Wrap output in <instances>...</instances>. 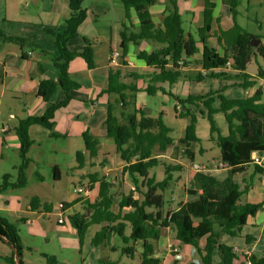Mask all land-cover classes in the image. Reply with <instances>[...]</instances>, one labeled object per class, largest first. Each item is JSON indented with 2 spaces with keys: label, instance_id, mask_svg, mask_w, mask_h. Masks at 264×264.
Instances as JSON below:
<instances>
[{
  "label": "trees",
  "instance_id": "obj_1",
  "mask_svg": "<svg viewBox=\"0 0 264 264\" xmlns=\"http://www.w3.org/2000/svg\"><path fill=\"white\" fill-rule=\"evenodd\" d=\"M67 1L70 15L64 30L60 34L48 31L58 49V55L51 60L59 70L58 79L56 82L41 80L37 93L38 97L49 102L59 86L65 98L56 104L49 102L48 110L41 116H26L19 120L14 131L20 142L19 154L23 163L20 167V186L13 185V188L25 185L24 171L32 146L29 128L39 125L49 130L51 137H63L54 132L55 116L69 105L73 99L71 92L77 88V83L69 77V64L80 56L90 69L94 68L91 46H86L81 53L68 50L67 43L76 37L86 19V10L83 6L85 0ZM119 1L123 4L125 19L129 21V24L123 23L120 31L119 50L124 63L109 68L108 86L101 95L108 98L115 96L113 101L108 99L104 127L106 137L114 142L116 153L126 166L116 191L113 190L115 185L108 178L101 177L100 173L88 176V188L96 194L93 198L79 197L65 203L66 210H74L68 216L70 225L81 245L89 237L90 230L98 226L99 230L91 238L92 247L109 246L111 251L128 259L138 256L140 264H162L156 252L165 229L171 230L180 243L192 246L202 264H213L215 248L219 251L220 264H234L237 258L233 249L221 245L219 239L223 233L234 234L240 230L250 216H255L263 208L262 203L242 204L241 199L253 187V175H264V170L253 160L254 153H264V91L259 88L251 97L229 99L223 95L224 89H217L205 95L189 94L182 98L172 93V87L180 80L188 79L194 84L218 80L220 83L234 82L244 91L253 89L259 81H264V45L252 46L253 39H260L237 23V8L242 0H220L221 10L217 18L213 13L219 0H203V25L196 36L184 27L179 0H167L160 24L154 21L151 11L159 0ZM133 13L137 25L133 23ZM226 17H230L233 23L225 30L221 21ZM215 23L218 29L213 31ZM0 37L22 45L25 43L23 39L8 37L1 31ZM144 43L149 44L152 51L140 49ZM131 45L137 49V60L145 64L144 70L126 68L128 63L125 59ZM228 62H231L230 67ZM252 63L256 65L255 74L249 72ZM191 67L199 70L190 71ZM38 71L41 74L44 72L41 66ZM139 93L171 95L176 101V117L189 119L184 136L179 140L173 137V129L165 122L164 113L153 117L138 107ZM191 106L209 121V141L220 150V160L227 166L226 177L221 180L211 173H192L191 180L183 185L185 201L176 209H165L170 202L165 200L163 193L174 182L173 173L182 172L183 166L162 162L159 156L178 142L185 147L184 153L189 161L194 162L196 154L192 145L202 143L196 131L198 115ZM217 114L224 115L229 131L227 136H223L216 126L214 116ZM82 138L85 154L83 151L76 154L79 169L84 167L86 158L99 156L100 138L89 131L83 133ZM158 166L164 167L162 181H157L155 175L150 176ZM250 170L253 175H249ZM53 172L54 181L60 180V169L55 166ZM126 175L134 187L128 192L123 187ZM3 189L0 187V191ZM157 191L162 194L157 195ZM135 194L139 196L135 197ZM30 207L32 211L43 209L46 213H51L53 208L41 204L37 197L30 201ZM204 239L206 244L201 249L199 243ZM0 242L14 246L21 264H24L19 231L2 218ZM47 259L49 264H57L53 258ZM6 262L16 264L14 257L7 258ZM251 263L264 264V259H254Z\"/></svg>",
  "mask_w": 264,
  "mask_h": 264
},
{
  "label": "crops",
  "instance_id": "obj_2",
  "mask_svg": "<svg viewBox=\"0 0 264 264\" xmlns=\"http://www.w3.org/2000/svg\"><path fill=\"white\" fill-rule=\"evenodd\" d=\"M159 1L161 2V0ZM162 1L166 2V0ZM195 1L192 0L188 5V3H186L188 1L179 0V5L181 7V14L186 12L192 15V21L189 19H187V21L195 25V30H188L187 32L196 36L199 28L203 25L204 1L202 2L201 10H199L197 14L195 13V8L197 7V4L195 5L194 3ZM164 2H162V5L157 9L154 8L151 10L154 21L156 19L155 12H161L160 19L158 20L159 22L157 23L155 21L157 24L162 23L164 19L166 10ZM198 2H200V0H198ZM83 6L86 10V19L79 27L76 37L67 43V47L70 52L81 53L86 46H91L93 50L94 68L90 69L85 60L80 56H77L69 64V77L72 81L77 83V88L71 92L73 99L69 105L56 113L54 132L64 138L68 136L82 138L83 133L89 131L92 135L100 138V147L103 140L108 139L104 127V122L107 117L108 99L112 101L115 99V96L108 98L106 95H101L108 86L109 67L107 66L106 58L111 49L119 50L121 27L123 23L129 24V21L125 19L124 7L119 0H85ZM220 10L221 1L219 0L217 1V7L213 13L214 18L218 17ZM69 15L70 8L67 0H0V31L8 37L19 38L25 41L22 45L2 39V43L0 44V98L11 99L14 103H20V105L23 106L22 112L24 113V115H20L15 107L14 109L10 107L6 109L4 113L6 118L2 121L0 120V157H2L5 149H9L10 147L15 149L20 148L19 139L14 131L20 119L26 116H41L48 110L50 103L56 104L65 98V93L59 86L53 91L50 97V103L38 97L37 93L41 80L50 79L56 82L58 79L59 70L55 68L51 62L53 56L58 55V49L54 46V38L48 31H52L55 34L62 33ZM132 17L133 23L137 25L138 22L136 21L134 13ZM228 19H230V17H226L221 21V26L225 30L229 29L233 23L232 21L231 23L227 22ZM217 29L218 27L214 28L213 26V31ZM147 46L150 45L144 43L140 49L149 51ZM136 54L137 49L131 45L125 59L128 63V67L126 68L129 70H144L145 64L137 60ZM40 66L44 70L42 74L38 71V67ZM189 70L198 71L199 69L197 67H191ZM228 74L232 75L230 71H228ZM207 81L194 84L188 79L180 80L173 85L172 93L184 98L189 94L198 96L205 95L210 90L224 89L223 95L225 97L229 99H240L253 96L256 89L261 88L264 91V86L262 85L264 81H259L255 88L248 91H244L239 86H236L234 82H223L220 83V85L210 86L208 91H196L193 89L198 85L208 83ZM231 90H238V97H230L228 93ZM138 107L143 108L144 106L142 103L138 102ZM191 108L194 113L197 114L198 109L194 106H191ZM216 116L217 115H215L214 118ZM202 118H206V116L202 114ZM14 120L17 121V124L11 125ZM179 120L185 123L183 127V131H185L186 126L189 124V119L184 117L179 118ZM12 130L14 133H11ZM228 132V125L226 124L225 133L222 131L221 133L223 136H227ZM29 134L31 136L32 145L40 138L54 139L50 136L51 132L49 130L39 125L31 126L29 128ZM207 140L209 141V139ZM199 152L203 155L204 150L202 146ZM195 154H192V156ZM109 156V154L104 155V157ZM159 157L161 159L168 158L167 155H160ZM103 162L107 163V160L104 158ZM194 162L192 163L195 164ZM91 163H94V159H85L83 168L84 170L87 169L85 173L87 175H91L89 172ZM55 166L57 165L52 167V171ZM103 166L100 175L101 177L108 178L104 171L108 173L110 169L104 164ZM125 166L126 164L121 160V175ZM210 167L211 174L218 179L222 180L226 177V164L218 162L217 166ZM184 169L183 167V171ZM249 175H253L252 170L249 171ZM126 178L127 175L124 177V183ZM39 179L44 180V177L40 175ZM84 188L89 192L86 198H93L95 196L96 191H90L88 186ZM73 195L70 201H64L62 203H69L81 197L77 194L75 195V193ZM135 197H137L136 194ZM241 202L242 204L262 203L263 208L255 216H250L246 225L241 227L240 230L233 232L234 234L228 232L221 235L219 243L232 248L236 255L237 259L234 261V264H247L254 259L256 261L264 259V175H253V187L247 194L243 195ZM41 204L51 205L42 202ZM9 207L10 201L7 199H4V201L0 203L1 212L9 211ZM53 210L54 207L52 208V211ZM69 210L70 209H67L64 213L67 219L70 215L68 214ZM27 212L29 214H37L39 215L38 217L42 216V218H46L47 214L44 210L41 211V209L39 211H32L31 207ZM58 216L60 219V213ZM0 218L6 220L5 217ZM38 219L39 218L32 220L29 217H22L20 220L24 226L34 227V223ZM63 224H65V222ZM94 228L92 230L93 236L99 230V227ZM74 233L76 237L77 234L75 231ZM172 233L173 232L169 229L163 230L161 242H159L157 246L156 256L162 259V264L165 261L168 262L171 257L174 258L172 264H186L187 262H191V264L192 262L194 264H202L199 257L196 256L195 249L192 246L186 245V248L182 251L181 247L174 243ZM92 237H88L84 240L87 250L86 253L92 254V261L88 264H112L113 261L108 257V253L113 251H111L109 246L92 247ZM205 244V239L199 243L201 249L205 247ZM174 249L177 250V253L173 251ZM120 260L121 259L118 261ZM220 262L221 258L218 248H215L212 255V263L220 264ZM82 264H87L85 258Z\"/></svg>",
  "mask_w": 264,
  "mask_h": 264
},
{
  "label": "rangeland",
  "instance_id": "obj_3",
  "mask_svg": "<svg viewBox=\"0 0 264 264\" xmlns=\"http://www.w3.org/2000/svg\"><path fill=\"white\" fill-rule=\"evenodd\" d=\"M186 1H188L186 2L188 5L189 2H192V0ZM162 2L164 1H158L152 9L160 7ZM202 2L203 0H200V2L196 0L194 2L195 5L197 4L195 8L196 14L201 10ZM166 3L167 0L164 2V5H166ZM237 10V23L245 31L258 37L260 43L264 45V0H242ZM155 16V21L158 23L161 12H155ZM182 16L186 31L195 30V25L187 21V19L191 20L192 15L185 12ZM231 21L232 19L230 18L227 22L231 23ZM215 24L214 28L217 27V24ZM2 39L3 38L0 37V44L2 43ZM147 47L149 51H152L151 46ZM261 62L263 61L261 60ZM249 72L251 74L256 73V65L254 63L249 65ZM207 82L208 83L198 85L193 89L196 91H208L210 86L220 85L218 80H208ZM262 85L264 86V83ZM228 95L230 97H238V90H231ZM137 102L142 103L144 106L143 109L149 110V114H152L153 117H158L161 113H164L165 122L173 129V137L176 140L184 136L183 127L185 123H182L179 118L176 117V101L171 95L157 93L156 95L150 96L146 93H139ZM8 107L13 109L15 107L20 115H24L22 112L23 106L20 105V103H14L11 99L0 98V114L3 113L0 115L1 121L6 118L4 113ZM197 114L199 116V122L196 131L202 143L192 145V149L196 152L194 163L211 170L210 166L215 167L218 162L222 163L220 160V150L216 144L210 143L207 140L210 137L209 121L207 118H202V114H200L198 110ZM214 120L220 132L222 131L225 133L227 123L224 115L217 114ZM12 123L11 125H15L17 121L14 120ZM11 133H14V131L12 130ZM201 146L204 150L203 155L199 152ZM84 150V141L81 137L68 136L66 138H40L36 140L27 155L29 163L24 171L25 185L17 188H13V185L20 184V167L23 163L20 158L19 148L15 149L10 147L3 151V155L0 157V187H4L5 189L0 191V203H2L4 199H7L10 201V207L7 212L0 211V217H5L9 224L18 229L19 236L22 240V261L24 264H49L48 257L53 258L57 264H82L84 258L87 264L92 261V254L86 253L85 242L81 245L79 238L77 236L75 237L69 220L65 217V224L62 225L58 223V205L64 201H70L71 197L74 196V187L83 188L89 185V175L85 174L87 169H79L76 158L77 152L83 151L85 154ZM184 150L185 147L176 142L175 147L170 148L168 152L163 154L168 156L167 159H161L159 157L162 162L171 165H181L185 168L183 172L173 173L174 182L170 183L167 190L163 193L165 200L170 202L166 205L165 209H176L180 203L185 201L183 185L188 184L194 171L192 170L193 163L189 161ZM105 154H109L110 156L104 157ZM104 158L107 160V163L103 162ZM101 163L110 169L108 173L107 171H104V173L108 176L109 181L115 185L113 190L116 191L122 179L121 160L116 153L114 142L110 139L103 140L99 147V156L97 159H94V163H91L89 172L91 174L95 172L100 173L104 167ZM54 165H57L60 169L61 174L60 180L58 181H54L53 178L52 167ZM40 175L44 177V180L39 179ZM154 175L157 181H162L165 177L164 167L158 166L154 168L150 176ZM123 187L126 192L133 190V185L128 177L125 179ZM156 194L161 195L162 192L157 191ZM136 196L138 197L139 195L136 194ZM35 197H38L42 203H49L54 207L52 213L46 214V218H42V216L38 217L39 215L37 214L34 215L27 212L30 208V201ZM41 211H43V209H41ZM73 212L74 210L71 208L68 214H72ZM22 217H29L32 220L39 219L34 223V227H27L21 223L20 219ZM93 228L90 230L89 237L93 236ZM172 234L174 243L180 246L183 251L186 245L176 241L174 233ZM13 257L16 262V255L13 249L8 244L0 242V264H9L6 262V259ZM108 257L113 261L112 264H140L138 256L134 259H128L127 257H122L118 252H109ZM119 259L121 260L118 261ZM173 261L174 258L171 257L168 262L165 261L163 264H172ZM186 264H191V262H187Z\"/></svg>",
  "mask_w": 264,
  "mask_h": 264
},
{
  "label": "built area",
  "instance_id": "obj_4",
  "mask_svg": "<svg viewBox=\"0 0 264 264\" xmlns=\"http://www.w3.org/2000/svg\"><path fill=\"white\" fill-rule=\"evenodd\" d=\"M120 60H121V52L118 49H111L110 52L107 55L106 63L109 68H116L120 66ZM228 67L231 66V62H228ZM253 160L255 164H257L259 167H261L264 170V153H254L253 154ZM192 170L194 172H202V173H211V170H208L207 168L199 165V164H193ZM73 192L81 197L86 198L88 196V190L86 188H73ZM59 213H60V219L58 220L59 224H63L65 222V215L66 212V206L65 203H60L58 205ZM175 253H177V250H173ZM247 264H252L250 261Z\"/></svg>",
  "mask_w": 264,
  "mask_h": 264
},
{
  "label": "water",
  "instance_id": "obj_5",
  "mask_svg": "<svg viewBox=\"0 0 264 264\" xmlns=\"http://www.w3.org/2000/svg\"><path fill=\"white\" fill-rule=\"evenodd\" d=\"M260 43V40H257V39H253L252 40V42H251V45L252 46H258V44ZM124 63V60L123 59H121L120 60V65H122ZM146 111V113H150V111L149 110H145ZM2 239L4 240V242L5 243H8V240L7 239H5V238H3L2 237ZM12 249H13V251H14V253H15V255H16V264H21V260H20V258H19V254H18V251H17V249L14 247V246H10Z\"/></svg>",
  "mask_w": 264,
  "mask_h": 264
}]
</instances>
